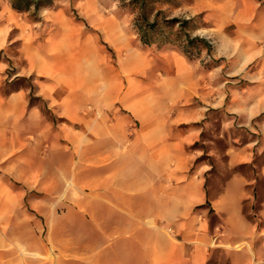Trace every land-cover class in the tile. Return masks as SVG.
Here are the masks:
<instances>
[{
	"label": "rangeland",
	"instance_id": "374dc122",
	"mask_svg": "<svg viewBox=\"0 0 264 264\" xmlns=\"http://www.w3.org/2000/svg\"><path fill=\"white\" fill-rule=\"evenodd\" d=\"M154 1L167 19L189 20L186 33L209 49L196 44L186 53L172 34L171 43L144 45L127 1L52 0L20 13L0 0V264L54 261L46 229L76 189L52 173L51 160L77 148L70 133L90 134L106 116L132 115L127 104L148 98L162 113L206 111L183 127L199 132L186 148L189 174L207 177L210 196L264 166V134L239 125L243 109L264 107V0ZM107 90L113 97L101 103ZM77 97L81 123L60 108ZM261 120L264 113L254 121ZM247 153L253 160L245 164ZM254 186L261 201L264 177ZM207 208L211 229L217 219ZM207 264H227L226 256L213 249Z\"/></svg>",
	"mask_w": 264,
	"mask_h": 264
},
{
	"label": "crops",
	"instance_id": "0c3cea01",
	"mask_svg": "<svg viewBox=\"0 0 264 264\" xmlns=\"http://www.w3.org/2000/svg\"><path fill=\"white\" fill-rule=\"evenodd\" d=\"M107 91L98 94L101 103L113 97ZM126 107L132 115L106 116L90 134L70 133L77 148L64 144L68 150L51 160L52 173L76 189L47 226L51 264H207L213 249L227 264H264V198L257 200L254 186L264 166L210 196L207 177L189 174L186 148L199 132L183 127L206 111L162 113L148 98ZM60 108L69 122L81 123L78 97ZM262 113L264 107L243 109L239 125L264 134V122L254 121ZM241 160L250 163L252 153ZM204 205L217 219L211 229Z\"/></svg>",
	"mask_w": 264,
	"mask_h": 264
},
{
	"label": "trees",
	"instance_id": "16d2710c",
	"mask_svg": "<svg viewBox=\"0 0 264 264\" xmlns=\"http://www.w3.org/2000/svg\"><path fill=\"white\" fill-rule=\"evenodd\" d=\"M123 4L133 8L136 11L134 25L137 29L140 42L144 45H153L154 43L167 44L171 43L168 34H172L176 41L183 42V48L188 53V49L196 44L202 48L209 49L210 45L207 40L191 38L186 33L188 21L177 18L167 19L163 11L154 9V0H120ZM10 7L13 11L28 13L30 10L35 12L40 8L49 7L52 0H9ZM176 29V30H175ZM167 34V35H166ZM166 35V37H165ZM174 40V41H175ZM208 205V203H206Z\"/></svg>",
	"mask_w": 264,
	"mask_h": 264
}]
</instances>
